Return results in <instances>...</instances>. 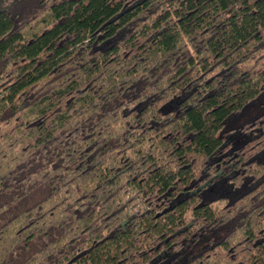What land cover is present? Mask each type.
Returning a JSON list of instances; mask_svg holds the SVG:
<instances>
[{"label": "trees", "instance_id": "trees-1", "mask_svg": "<svg viewBox=\"0 0 264 264\" xmlns=\"http://www.w3.org/2000/svg\"><path fill=\"white\" fill-rule=\"evenodd\" d=\"M263 103L264 0H0V264H264Z\"/></svg>", "mask_w": 264, "mask_h": 264}, {"label": "rangeland", "instance_id": "rangeland-1", "mask_svg": "<svg viewBox=\"0 0 264 264\" xmlns=\"http://www.w3.org/2000/svg\"><path fill=\"white\" fill-rule=\"evenodd\" d=\"M263 105H264V103H263ZM263 109H264L263 106H259L258 109L254 113H258V112L262 111ZM256 115L257 114L250 113V114H245V115L238 117V118H234L233 125L234 126L242 125L244 122L250 120L251 118H254ZM215 191H216L215 194H219V193L224 192V191H229V189L225 185H219L218 187H216Z\"/></svg>", "mask_w": 264, "mask_h": 264}]
</instances>
